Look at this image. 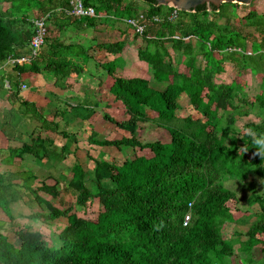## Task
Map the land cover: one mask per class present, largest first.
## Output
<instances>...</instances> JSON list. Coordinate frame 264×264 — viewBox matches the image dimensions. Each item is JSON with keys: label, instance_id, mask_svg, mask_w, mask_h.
<instances>
[{"label": "trees", "instance_id": "trees-1", "mask_svg": "<svg viewBox=\"0 0 264 264\" xmlns=\"http://www.w3.org/2000/svg\"><path fill=\"white\" fill-rule=\"evenodd\" d=\"M43 1L49 6L54 0H0V62L19 55L28 47L34 34L29 12L34 7L41 12L47 11ZM142 1L147 5L144 11H138L137 4L127 0H82L85 6L93 7L97 15L114 14L119 18L132 17L137 12L149 17L169 11L153 0ZM60 2L66 4V0ZM225 6L232 10L237 8L229 3L210 8L228 23ZM179 14L178 25L170 22L151 25L147 31L152 30L157 39L144 38L146 45L137 50L139 60L152 69L153 79L167 82L162 91L151 88L145 79H127L117 71L115 62L108 60L105 54L120 53V42L96 47L100 52L103 49L95 59L106 71L105 84L114 101L121 103L127 119L117 121L103 114V119L113 124L117 138L99 141L91 132L88 135L90 144L117 150L122 147L147 149L151 156L135 155L132 160L119 164L112 157L95 158L90 179L94 191L85 184L82 165L73 164L65 177V188L73 193L80 207H85L92 198L98 199L99 209L94 220L69 213V209L56 207L39 195L42 192L52 198L58 197L57 180L53 185L43 181L33 187L36 176L26 171L0 174V215L10 225L13 238L19 241L16 247L3 234L5 223L1 220L0 264H239L234 247L237 241L231 243L238 234L234 233L231 240L222 234L224 224L235 222L240 215L238 198L223 186V181L244 179L261 165L264 173V159L256 154L252 139L245 131L251 129L264 134V115L259 123L247 122L241 129L236 127L237 119L248 116L253 108L264 113V15L258 16L255 9L249 7L244 16V24L259 32V38L255 39L229 26L220 29L209 17L206 6H199L190 13L179 11ZM232 18L242 22L237 15ZM84 19L92 24V18ZM66 20L71 23L81 19L70 16ZM58 28L61 29L60 25ZM177 29L193 39L188 44L172 41V49L181 51V61L174 68L164 57L168 54L165 46ZM254 42H257L263 64L257 69L263 72L260 92L246 98L239 76L233 83L215 84L213 76L222 71L225 58L242 67L246 63L254 66L251 65L254 59L244 54L247 43L252 49ZM54 47L51 60L44 62L38 56L28 63L16 64L14 70L18 78L48 73L55 79L54 84L60 86L63 78L79 70L63 56L73 47L59 44ZM86 52L81 50V54L86 55ZM198 56L205 60L203 69L196 66ZM9 85L11 92L17 87L16 83ZM4 88L3 78H0V91ZM183 99L188 104L184 107L187 115L180 117L177 111ZM235 99L239 105L233 104ZM21 104L41 122V130L58 132L57 123L44 117L33 104L25 101ZM158 129L169 134L168 143H142L136 135L137 130ZM60 134L69 142L77 143L74 135L65 131ZM52 147L48 137L37 136L30 144L24 143L11 152L15 154L12 156L29 154L42 160L55 156ZM65 151L66 147L62 146L57 155L59 161L64 159ZM87 157L90 159L89 155ZM15 180H20L21 184H14ZM22 193L32 195L28 200L48 210L46 215H33L40 222L66 217L67 225L57 234L59 245L50 246L38 230L15 223L10 204L22 200L25 197ZM247 204L249 207L258 204L259 214L246 232L247 240L239 246L245 253L264 245V198L252 192ZM187 213L190 220L184 226Z\"/></svg>", "mask_w": 264, "mask_h": 264}, {"label": "crops", "instance_id": "crops-1", "mask_svg": "<svg viewBox=\"0 0 264 264\" xmlns=\"http://www.w3.org/2000/svg\"><path fill=\"white\" fill-rule=\"evenodd\" d=\"M43 4V8L49 11L57 6H66L68 1L66 0L65 5H62L60 0H54L53 4L49 6L47 5L46 1H43ZM47 11L41 12L34 7L29 12V17H31V20H33L34 18L40 17L47 13ZM99 16L100 17L98 18H93L90 20L92 21V24L87 23L84 18H78L81 20L69 23L66 19L70 16H65L61 12L55 13L48 20V35L46 38V43L40 51V59H42L44 62L53 59V55L55 54L54 45L59 44L65 47H73L74 49L70 53L63 56L69 64H73L79 69H77L78 71L71 73V75L63 78L60 86H56L54 84L55 79L48 73L24 75L21 78H18L14 67L9 65L6 60L0 62V78H3V82L6 81L9 84H17L16 88L13 87L12 92L6 88H4V91H0V174L26 171L36 176L32 186L38 187L43 181L47 183L48 180H52L50 175L45 176L42 171L45 173V170L49 169H57L61 171L62 166H67L69 169H71L73 164L77 163L79 160L85 162V160L81 157L82 154H84L85 157L86 155H89L85 148L89 149L90 146L94 148H102L100 146L90 144L88 140V135L91 133V131L88 130L90 128L89 126L85 127L84 125H81V123L87 124L91 121V123H94L93 125L98 127L100 132H107L106 125L103 123L100 124V121L109 123L103 119V114L109 115L108 111L113 109L115 104L113 96L105 84L107 78L106 71L103 70L100 65H98L95 59V57H100V54H102L101 52L103 51V49L101 52L96 50L97 46L110 45L115 42H120L122 44V50L120 53H106L105 56L108 60H112L114 62L115 58H122L124 56L127 61L124 69L120 71L117 64L115 63L117 71L120 72L124 78L128 79L138 77L147 80L148 83L149 81L153 80L159 91L164 90L167 86V82L155 81L153 79V72L150 66L138 58L137 50L139 47H144L146 45L144 38L157 39V35L154 34L152 30H149L146 33V37H138L135 34H132V30L124 23L123 25L120 21H107V18L111 17V14ZM112 16H114V14H112ZM116 18L123 19L119 17ZM66 22L69 24H66ZM59 25L61 29L58 28ZM225 25L228 26L227 20ZM82 49H85V52L88 50L86 55L81 54ZM166 50L169 54V49ZM173 51L178 53V50L173 49ZM238 51H240V49H238ZM198 57L196 58V66ZM225 60L228 59L225 58ZM255 60L257 62V59ZM179 61H181V54L179 55L178 63ZM230 63L237 69L235 76L238 75L241 79V83L244 85L243 94L246 97L244 89L248 85V75L243 78L244 71H252L249 69V67L240 66V63V65H235L232 62ZM201 68L203 69L204 67ZM252 73H256L258 75L262 74L261 70H257V72L253 71ZM259 76L261 78V83L258 84L259 91L255 95L260 92L263 86V75ZM235 79L236 77H234L231 82L223 84L233 83ZM22 85H24V88H21ZM22 101L33 104L35 108L43 114L44 117L57 123L58 132L54 134L41 130V122L34 118L30 109L27 110L21 104ZM183 110L185 114L181 117L187 115L185 109ZM61 111H63V114H61ZM251 112H253L255 117L260 119V121L262 120L264 113L260 112L259 109L253 108L250 113ZM83 121H86L87 123H84ZM61 123H63L65 127L71 126L70 129L62 130ZM76 127L81 130V134H83L84 139L86 140L79 137V134L76 131L78 129ZM36 129L38 132H36ZM62 131H65L71 136L74 135L77 143H71L64 139L60 134ZM92 132L95 133L94 130H92ZM37 136H40L41 138L48 137L52 141V151L54 153L53 155L55 156H51L48 159L42 160H37L29 154H23L21 157L12 156L15 155L11 152L12 149H19L24 143L30 144L31 139H34ZM80 140H82V143L84 144L82 148L79 147ZM97 140L103 141L108 139L101 140L97 138ZM62 146L66 147V151L64 153V159L59 161L57 155L61 153ZM79 153L81 156H79ZM76 157H78V161H76ZM80 161L78 163L81 164ZM262 169L263 165L259 166L256 171L249 172L244 179H227L223 181V186L225 188V183L236 182L235 184L237 187H241V192H244L245 190L246 193V195L243 196L245 198L243 200L244 203H241L236 191H233L238 198L237 208L240 210V215L237 220H235V222H226L224 224L223 229L225 230V238L227 240H231L234 237V233L238 234L236 240H231V243H235L237 241L234 245L237 251H235V254L239 258V261L240 259H245L246 261L248 260L247 262H252L254 264H264V245L255 246V248H253L249 253H245L244 249H239V246L242 242L247 240L246 232L256 222L257 216L259 214L258 204H253L250 207L248 206V197L252 192H254L264 198V173H262ZM59 174L60 175L56 177L59 179L55 180H60L59 182H61V173L59 172ZM64 176L62 175V178H64ZM18 183L21 184V181H14V184ZM250 189L251 192L249 191ZM20 201L22 200H18L17 202L13 203H18ZM229 230L231 231L229 232ZM247 255H249L250 258H247ZM239 264H241V262H239Z\"/></svg>", "mask_w": 264, "mask_h": 264}, {"label": "rangeland", "instance_id": "rangeland-1", "mask_svg": "<svg viewBox=\"0 0 264 264\" xmlns=\"http://www.w3.org/2000/svg\"><path fill=\"white\" fill-rule=\"evenodd\" d=\"M127 1L128 2L131 1V2H134L135 4H137V8L139 9L138 11H140V10L144 11L147 8L146 3L142 0H127ZM235 5H237V8H235L233 10L231 7H228V6L224 7L225 12H226V17L230 19L228 21V26L230 28L238 30L239 32H241L243 34L249 33V34L255 36L256 38H259V32L257 31V29H255L253 27H248L244 24L245 23L244 16L247 14L249 7L254 8L256 13L258 14V16L264 15V0H252L249 5H243V4H239V3L235 4ZM207 11L209 13V17L212 18L213 20H215L218 25H220L219 26L220 29L227 26V25H225L226 20L224 17L220 18L219 16H217L216 13L213 14V11L211 10L210 7H207ZM232 15H237L241 19L242 22L239 23V21L237 22V20H233ZM179 17H180V15H179ZM122 18L125 19L126 17L122 16ZM113 20L114 19L107 18V21H113ZM121 23L123 24V22H121ZM132 34H134V33L132 32ZM45 43H46V40H45ZM256 46H257V42L256 43L254 42L253 48L251 49V45L249 43H247L245 51H244L245 54L249 55L250 58L254 59V62L251 64L254 66L249 67L248 63H246L247 65H245L243 67L248 66L252 72L253 71L256 72L257 69L261 65L263 66V64L261 63L262 60H261V56H260V51H258L259 48H257ZM165 47H166V49H169V54L166 57H164V60L166 62L171 63L173 65V67H176L178 64V59H179V55L181 54V52L180 51H178V53L174 52L173 49L171 48V44H168V43L166 44ZM249 57L247 58L246 62L249 61V59H250ZM118 58L119 57L115 58V63L117 64L118 68L121 71L122 69H124V66L127 64V61L124 58V56L122 58L121 57L119 59ZM255 59H257L258 63L256 62ZM230 62L231 61H229V60L223 61L222 65H221L223 68L222 71L217 73V74H214L212 81L215 84L219 85V84H223V83H229V82H231V80L234 77L238 76V75L235 76V72L237 71V69L235 67H233V65ZM205 65H206V63L204 62L202 57L199 56L197 59V66L198 67H205ZM252 72H250L249 70H245L244 76H243V78H245V76L248 75L247 76L248 77L247 78L248 85L244 89V93H245L246 97H248V98L254 96L259 91L258 84L261 83V78L259 75L263 74V72H262V74H259V75L256 73L254 74ZM149 86L155 90H159L158 87L155 86L153 80L149 81ZM9 88H7V89H9ZM233 104L239 105V101L235 99L233 101ZM187 105L188 104H187L186 99L179 101V111H177V112H178V115L180 117L185 114L183 109ZM108 113L112 118H114L117 121H123V120L127 119V115L125 114L123 107L119 102H115L113 109H110L108 111ZM247 121L259 122L260 119L255 117L254 113L251 112L248 116L241 117V118L237 119V121H236L237 129H241L243 127V124ZM83 122L87 123L86 121H83ZM101 123L106 125V130L108 133L106 131H105V133H103L104 131L100 132L98 127L96 125H93L94 123H91V121L88 122L87 124L81 123V125H84L85 127L89 126L90 129H88V130H90L91 132H92V130H94L95 133L97 134V138H99L101 140H103V139L111 140L112 138H114L115 132H114L113 124L111 125L110 123L100 121V124ZM70 127L71 126L65 127L64 124L61 123V129L62 130L63 129L69 130ZM77 129L78 130H76V131L79 134V137L84 139L83 134H81V130H79V128H77ZM36 132H38L37 129H36ZM136 135L138 136V139L142 143L155 142V141H159L162 143H168V141H169V134L166 131L159 130V129L154 131V132L137 130ZM237 136H239V135H237ZM84 140H86V139H84ZM82 142L83 141L80 140L79 147H81V148L84 145ZM85 150L89 154L90 159L86 158L87 155L85 157L84 154H82V156H81V154L79 153V156H81L85 160V162H82V160L80 161L78 159V157H76L77 158L76 161L79 160L81 162V164L83 165L82 167L86 173V176L84 179L85 184L90 190L92 189L93 191H94V189L91 187L90 179L92 178V173H93V169L95 166V163H94L95 158L100 157L102 159H107L108 157H112L119 164L123 160H132L135 155L145 156V157L151 156V153L147 149L140 151V150H133L132 148H126V147H122L120 150H117L114 147L94 148V147L90 146L89 149L85 148ZM45 171L48 175L43 171H42V173H44L45 176L50 175V178L52 179V180L47 181L48 185H53L55 183L54 180L59 179V178H56L60 175L59 172L61 173V182H59L60 181L59 180L57 183V186H56L58 191H59L58 197L52 198V197L40 192L39 195L41 197H43L44 199L48 200L49 202H51L52 204H54L55 206H57L61 209H69V211H70L69 213H74L75 215H77L80 218L88 219V220H94L96 218L97 213H98V209H99V203H98L97 198L90 199L85 207H80L79 205H77L75 203V197H74L73 193L67 192V189L65 188L66 187L65 177H67L70 174L69 167L62 166L61 171H59L57 169H54V170L49 169V170H45ZM62 175L63 176L65 175L64 178H62ZM235 183L236 182L225 183L226 188L227 189L230 188L232 192L235 190L237 193V196L241 200V203H244L243 200L245 198L243 196L246 195L245 190H244V192H241V190H242V189H240L241 187L240 188L237 187V185ZM249 191L251 192V189ZM22 195L25 196V197H23L22 201H20L18 203L11 204V213L14 217L13 219H14L15 223L19 227H30L32 229L38 230L39 232H41L44 239L46 240V242L50 246L59 245L57 234H58V232H60V230L65 225H67L66 217H63V218L61 217V218H58L56 220H50V221L48 220L45 223H42L38 219H34L33 215H35L36 213L46 215L48 213V210L45 208L44 205L39 206L33 200H31V201L28 200V198H31L32 195L24 194V193H22ZM2 218L3 217L0 215V221L2 220L5 223V225H3V229L1 231L3 232V234H5L8 237V239L16 247H18L19 241L17 239L13 238V233L10 229V225L7 222H5L4 218L3 219ZM223 228H224V226L222 227V234L225 237L226 236L225 230ZM230 231L231 230H229V232ZM247 261L245 259H240L241 264H254L252 262H247Z\"/></svg>", "mask_w": 264, "mask_h": 264}, {"label": "built area", "instance_id": "built-area-1", "mask_svg": "<svg viewBox=\"0 0 264 264\" xmlns=\"http://www.w3.org/2000/svg\"><path fill=\"white\" fill-rule=\"evenodd\" d=\"M68 4L66 6H57L53 9L47 11V13L43 14L40 17L34 18L32 20V23L34 25V34L32 35L28 47L23 49V52H21L19 55L15 57L8 58L6 62L14 67L16 64L20 63H28L34 59H36L40 51L45 43V40L48 35L47 30V23L50 17L54 15L55 13L61 12L65 16H73L76 18H98L99 15L96 14V11L91 6H85L82 2V0H67ZM169 8V11L162 15H155V16H147L143 12H138L132 17H127L125 19H117L116 17L112 16L109 18H112L116 21L123 22L125 25H127L132 32L137 36H144V34L147 32V29L151 25L155 24H161L164 22H170L173 25H178V19H179V10L174 8ZM180 28V27H179ZM193 37L191 35H184L181 33L179 29L175 31L173 35L170 36V42L169 44H172V41H181L182 44H188L191 42ZM4 87L9 88V83L4 82ZM21 88H24V85L21 86ZM190 206V204H189ZM190 220V214L187 213L184 216L183 219V225L186 226L187 223Z\"/></svg>", "mask_w": 264, "mask_h": 264}, {"label": "water", "instance_id": "water-1", "mask_svg": "<svg viewBox=\"0 0 264 264\" xmlns=\"http://www.w3.org/2000/svg\"><path fill=\"white\" fill-rule=\"evenodd\" d=\"M158 6H165L184 12H195L200 5H213L218 8L223 3L249 5L252 0H153Z\"/></svg>", "mask_w": 264, "mask_h": 264}, {"label": "clouds", "instance_id": "clouds-1", "mask_svg": "<svg viewBox=\"0 0 264 264\" xmlns=\"http://www.w3.org/2000/svg\"><path fill=\"white\" fill-rule=\"evenodd\" d=\"M246 134L251 137L254 148L256 149V154L264 159V134H257L251 129H246ZM247 149H244L246 152Z\"/></svg>", "mask_w": 264, "mask_h": 264}, {"label": "flooded vegetation", "instance_id": "flooded-vegetation-1", "mask_svg": "<svg viewBox=\"0 0 264 264\" xmlns=\"http://www.w3.org/2000/svg\"><path fill=\"white\" fill-rule=\"evenodd\" d=\"M200 6H206L207 7V5L206 4H203V5H200ZM211 5H209V7H210ZM199 7V6H198Z\"/></svg>", "mask_w": 264, "mask_h": 264}]
</instances>
